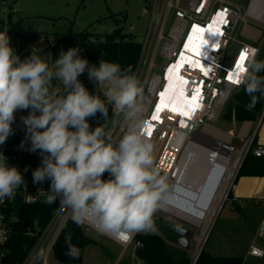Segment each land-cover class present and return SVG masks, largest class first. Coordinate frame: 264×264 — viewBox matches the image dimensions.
I'll list each match as a JSON object with an SVG mask.
<instances>
[{
    "label": "clouds",
    "instance_id": "9594fccd",
    "mask_svg": "<svg viewBox=\"0 0 264 264\" xmlns=\"http://www.w3.org/2000/svg\"><path fill=\"white\" fill-rule=\"evenodd\" d=\"M213 50L218 51L219 45ZM80 51L78 47L62 50L50 67L33 52L21 60L7 32L0 33V145L14 134L15 114L27 111L21 117L25 139L30 142L29 151H38L41 157L32 172L33 183L49 182L47 203L59 201V211L70 210L75 224L89 220L101 235L150 232L168 185L167 177L154 166V145L144 131L147 122L140 118V82L122 72L118 63L90 64ZM257 51L253 49L242 69H236L233 80L243 84L250 97L247 110L264 97V75H260L264 60L256 59ZM85 72L96 86H106L107 102L113 105L114 115L123 118L120 123L126 130L116 142L102 124L90 126L97 113L106 121L108 108L79 79ZM23 183L21 171L8 165L0 153V200L13 198ZM65 243L66 254L78 259L80 249L70 237ZM45 256L40 248L30 255L29 264H39Z\"/></svg>",
    "mask_w": 264,
    "mask_h": 264
},
{
    "label": "rangeland",
    "instance_id": "374dc122",
    "mask_svg": "<svg viewBox=\"0 0 264 264\" xmlns=\"http://www.w3.org/2000/svg\"><path fill=\"white\" fill-rule=\"evenodd\" d=\"M19 1L25 7L28 5L27 2L31 3L30 0ZM186 1L187 0H183V2ZM230 1L235 4L236 9L243 15L247 1ZM64 2H68V6H66ZM172 2L175 3L174 1ZM185 5L186 3H182V6ZM58 7L60 8H56L54 12L52 11L51 13L55 14L56 16L61 15L60 17H58V19L63 20V23L65 24V26H67L66 29H68V27L74 31L87 29L88 32L91 31L93 33L101 34L111 32L115 27L121 26L125 32L132 33L135 39L142 43L139 66L136 73L134 72L133 75L136 76L142 88V95L139 98V103L142 106L140 117L142 116L145 118V116H147L150 112V105L152 103V101H149V90L153 85H155V88L161 86V80H155L154 78L160 77L161 67L164 60L166 59L165 54L163 53L164 44L166 45L168 43H175V39L172 36L173 34H170V27L173 20V11H169L170 13L167 17V20L166 22H164V7H158L157 5V7L153 8V12L147 11L144 8L142 0H58ZM17 15L18 13L14 10V12L12 13V18H16ZM239 25L240 22L236 24V26ZM233 34H235V38L231 40L228 45V64L232 62L234 53L238 48L241 37L237 34V32ZM258 46L259 48L264 47V41ZM98 88L103 94L106 91L105 85H99ZM233 93L234 92L230 94L229 99L231 98ZM225 106L226 104L223 105L221 111L214 119H206V125H210L211 127L221 132L227 131L235 133L242 125L240 122L236 123L235 125L233 124V121H227L220 117V114H222V112L224 111ZM122 119V117H117L114 115L113 120L118 121V123L116 124H113V120L109 124H104L103 122L98 120L89 121V123L92 128H95L98 124H102V126H105V130L111 132L112 139L115 142L118 137H122L124 131L126 130L122 123H120ZM261 125L262 126L259 125L260 127H257L256 130L257 137L262 138L263 140L264 122ZM196 130V133H202L203 126L198 125L196 127ZM244 141L245 139L239 141L234 137H230V158L232 159L231 162H229V165L234 161V158H236L237 151H240V153L242 152L243 145L245 143ZM153 145V156L155 164L156 152L159 147V142L155 141ZM195 160L198 161V159ZM242 161L243 160H240L232 170V173L229 177V181L231 180L230 183L233 182L234 179H236L235 176ZM11 166L17 167L24 175L25 183L20 186L30 189L39 188L40 184L32 183L33 178L31 177V172H24V168H22L20 163H15ZM185 170V180L190 182L194 181L193 179L196 178L197 173L194 171L195 168H193L192 162H190L189 166L185 168ZM261 180V184L263 187L262 192H264V176L261 178ZM230 183L229 185L225 186L223 196L221 197L217 205L212 219L208 222L207 230L202 236L201 229L203 227V224L201 222L199 223V225H195L192 223H190V225L184 224L190 232L188 235L189 246L188 248H186V251L188 252L192 260L194 259L202 245L208 252L213 255H238L242 257L244 255L245 248L253 238L255 244L264 247V242L260 238L255 237L256 225L264 214V207H252L247 202L245 204L243 203L242 205L240 204L241 207L245 209L243 213L235 210L227 198ZM47 196L48 192L47 194H43L41 196V199L43 201H47ZM191 210L192 208L189 209V211ZM161 212L162 211L158 210L157 208L153 216L160 215L167 218L169 220V229L174 228L175 222L180 226H183L182 223L166 216L165 212ZM81 226L86 235L97 239L96 244L92 243L85 246L82 254L83 264H114L117 256L119 258L117 264H135L134 259L136 257L132 256L133 248L131 246L122 251V247L120 245H117V243L113 242L110 238L99 234L96 230L87 228L85 225ZM166 230L167 229L163 227L160 228L159 225L154 221V229L150 232L160 233L166 237ZM104 248L110 249L111 256H109V258H106L102 254ZM34 252L35 248L33 245L25 259H28L29 261L28 257H30V255ZM28 261H25V263L23 261V263L28 264ZM46 261L49 264H60V262H58L53 257L51 251L47 252ZM242 264H264V258L258 260L249 259Z\"/></svg>",
    "mask_w": 264,
    "mask_h": 264
},
{
    "label": "built area",
    "instance_id": "2783aa9c",
    "mask_svg": "<svg viewBox=\"0 0 264 264\" xmlns=\"http://www.w3.org/2000/svg\"><path fill=\"white\" fill-rule=\"evenodd\" d=\"M256 2L257 1H250V3H248L247 11L244 13V15H242L236 8H234L230 4L224 2V0H191L185 6L179 5L178 3H173L172 1L167 2L166 7L168 10L173 11L174 16L170 27V34L172 35V31L176 29L179 31V36L175 40L174 47L169 51L167 55H165L166 59L164 60V63L161 67V86L165 78L164 70L166 71V69L174 63V59L175 61L179 59V56L184 49L187 37L190 35V32H192L194 26H198V28L202 29L204 27H207L208 24L212 23L213 21L215 23L214 27H216V29L220 31V35H218L217 37L214 34L210 36L208 44L206 45L208 53L211 57L210 61H205V63H203V65L205 64L206 66H209V68L207 69V75L204 74V66L202 65H195V67L197 68L195 69L194 66H190V64H184V66L180 70L181 77L187 80V83H185L184 85V87H186L185 90L187 92L190 91L191 95H193L195 94L196 89H199L198 98L195 102L200 105V107H198L200 109L194 110L192 117H189L186 114H183V116H181V118L184 119V121L187 123L185 124V126H183L184 128H181V119L176 120L175 116H172L168 112H163L160 115L159 120H157L158 122L151 121L152 115L149 114L145 116V118L141 117V119L145 120L148 124L150 123L154 129L151 130L152 134L149 135V129L146 127L144 131L147 135V138L153 144L155 141L159 142L154 166L160 169L161 175L167 177L168 186L162 195L161 201L159 202L158 210H160V208L163 206L166 207V203L164 201L165 197H167L168 195L171 197H175L177 190L184 186V183L180 180V178L175 176L176 174H174V172L175 170L178 171V168L181 165V159H184L186 155L191 154V147L188 144H190V140L192 142V136L196 134V127L198 125H202L204 128L206 125L205 120L214 119V114H219L223 105L229 99L230 94L234 91L239 90L242 86V84L233 83V80L236 79V64L240 59L241 53L246 52V59L243 62V65H245L248 61V58L251 56L252 50H258V47L253 44L240 43L234 53V57L230 64L226 62V52L230 41L235 38L233 32L238 22H245V17L247 15L254 16L257 19L261 18L264 10H262L261 5L256 4ZM10 13L11 7L8 0H0V21H2L4 26L8 22ZM221 13H223V16H221ZM186 34L187 36L185 37ZM172 36H174V34ZM215 43L216 45H219L218 51L213 50V44ZM229 76H232V80H229ZM161 86L155 88V93L154 97L151 100L152 103L150 105V109L153 105L154 100L156 99L155 96L160 92ZM253 137L254 135H251L245 139L242 152L240 153V160H242L246 153L249 151L254 156H264V144L257 143L252 146ZM0 153H3V155L5 156L8 165L16 162L19 158L17 152L15 151H5L4 149L0 148ZM188 157L190 158L189 155ZM107 176L108 174L105 173L104 178L106 179ZM234 183V181L230 183V187L228 190H231L233 188ZM48 189L49 182L47 181L42 183L39 188L30 189L19 187L16 190L15 196L13 198H20L26 203H34L36 201L42 200L41 196L43 194H47ZM6 200H8V198L0 200V247L8 239L11 231L10 226L6 223L5 214L1 210V206L3 205V203H5ZM62 212L59 211L58 203L57 209L47 223V226L42 229L39 237L47 232L49 226L55 219L58 218V216ZM68 217H71L70 210L66 211V219ZM83 225H85L89 229L96 230L94 224L89 220H86ZM26 233L30 235L34 233L32 225L26 226ZM135 234L136 233H124L117 236H104L110 238L113 242L117 243V245H120L122 247V251L131 246L133 248L132 256L136 257L134 259L135 264H143L142 260H140L136 256L134 251L135 246L141 245L139 241H136L134 239ZM39 237L34 244L35 251L43 248L42 245H39ZM255 237L260 238L264 242V219L260 220V222L258 223ZM51 246L50 248L45 249L46 256L47 252L51 251ZM247 254L262 257L264 255V249L252 242L249 244ZM3 256L4 252L0 248V264H2ZM46 256L41 261V264H49L46 261ZM23 261L25 263V261H28V259H24ZM117 261H119V258L117 259ZM24 263L22 262V264Z\"/></svg>",
    "mask_w": 264,
    "mask_h": 264
},
{
    "label": "trees",
    "instance_id": "16d2710c",
    "mask_svg": "<svg viewBox=\"0 0 264 264\" xmlns=\"http://www.w3.org/2000/svg\"><path fill=\"white\" fill-rule=\"evenodd\" d=\"M153 0H142L144 8L148 11L152 8ZM4 24L0 21V30ZM99 39L96 40L95 37ZM59 43L63 51H67L71 47H78L82 58H86L90 64H97L99 60L107 62L118 63L122 72L128 75H133L140 59V52L142 43L137 41L132 33L125 32L121 26L115 27L111 32L107 33H93L88 32L87 29L74 31L68 29L60 34ZM258 61L264 60V48H259L256 54ZM264 75V73H260ZM79 79L84 83L88 90L100 97L105 102L108 108V117L103 121L100 114L91 118L89 121L98 120L104 124L112 122L114 117L112 104L107 102L105 95L99 90L98 86L88 80V74L85 72ZM260 97V94H256ZM250 102V97L244 90V85L232 94L225 104V109L220 114L222 119L236 120V121H254L259 118L264 110V97H260L255 107L247 110L246 105ZM224 104V105H225ZM262 120H264V115ZM117 138L116 141L119 140ZM115 141V142H116ZM252 146L256 143V135L252 140ZM0 148L5 149L0 145ZM242 163L237 170L234 182L240 176H264V156H254L250 151L246 153L242 159ZM12 164H10L11 166ZM230 190L227 198H230ZM252 207H263L262 200L245 199ZM246 202V203H247ZM59 201L53 204L47 201L39 200L34 203H26L20 198L8 199L1 206V210L6 217V223L10 226V234L5 243L0 247L4 252L2 264H22L28 252L35 244L42 229L47 226L55 210L57 209ZM235 210L244 212V208L232 200L230 202ZM154 221L160 228L167 229L166 237L160 233L154 232H137L134 239L141 243L140 246H135L134 251L136 256L142 260L143 264H192V259L186 249L177 245V238L179 237L180 225L175 222L172 229L168 228L169 220L160 215H154ZM260 221H258L259 223ZM257 223V225H258ZM33 226V234L26 233V226ZM256 225V227H257ZM56 235L52 246L51 253L53 257L60 263H82V254L84 247L87 244H95L96 241L90 236L86 235L82 226L75 224L71 217H68ZM162 226V227H161ZM70 237L71 243L80 249L78 259L69 257L67 253L66 238ZM243 257L238 255H213L204 247L199 252L194 264H242ZM41 264V261L39 262Z\"/></svg>",
    "mask_w": 264,
    "mask_h": 264
},
{
    "label": "crops",
    "instance_id": "0c3cea01",
    "mask_svg": "<svg viewBox=\"0 0 264 264\" xmlns=\"http://www.w3.org/2000/svg\"><path fill=\"white\" fill-rule=\"evenodd\" d=\"M174 1L176 4L188 3L191 0H187L183 2V0H153L152 8L150 11L153 12L154 7H164L163 11V20L166 22L167 17L169 15V11L167 9V2ZM214 1V0H213ZM246 7L244 13L247 11V6L250 1L254 2L255 0H246ZM256 4L261 5L262 10H264V0H256ZM11 13L9 15V19L7 24L0 30V33H6L10 37V44L14 48L16 54L20 57L21 60L29 57L33 52L35 55L40 56L43 60H45L50 67H54L55 59L59 56L62 51L61 45L59 43L60 34L65 32L67 26L63 23L62 19H58L61 15L56 16L51 13L52 11L58 7V0H30L31 3L27 2L28 5L25 7L19 0H8ZM227 4L235 7V4L230 0H224ZM158 3V4H157ZM66 6H68V2H64ZM14 10L18 13L16 18H12V13ZM264 12V11H263ZM21 14V15H20ZM247 14V13H246ZM244 15V14H243ZM172 17L173 14H172ZM245 22H240L239 26H235L234 32L240 37V43H248L253 44L257 47L262 44L264 41V13L261 15L260 19L255 18L254 16H246ZM58 19V20H57ZM9 24V26H8ZM235 35V34H234ZM238 45V46H239ZM264 48V47H262ZM227 54L228 48H227ZM226 54V62L228 61ZM164 63V62H163ZM228 63V62H227ZM139 63L135 70V73L138 69ZM54 86L56 90H59L60 85L58 82L54 81ZM27 111H18L15 114V123L12 125L14 134L11 135L6 142L2 145L3 148L8 149L10 151L17 152L19 158L15 163H20L22 168H27V172H32L40 165V153L29 151L30 142L25 139V128L21 121L22 116H27ZM261 118V117H260ZM254 120V121H236L234 119L228 120L233 121V124L240 122L242 126L235 133L226 132L230 135V137H234L235 139L241 141L242 139H246L248 136L256 135V143L264 144V139L257 137V127L262 126L261 124L264 120ZM260 125V126H259ZM236 130V129H235ZM22 141H24L22 145ZM263 177V176H262ZM261 176H240L239 179L234 183L233 188L230 190L231 197L228 200L231 202L235 200L239 204H245L247 201H243L245 199H254V200H262V206L264 207V192H262V178ZM33 178V177H32ZM31 179V178H30ZM29 179V180H30ZM33 183V182H32ZM41 185V184H40ZM39 185V186H40ZM22 187V186H20ZM37 187V186H32ZM25 188V187H24ZM64 210L57 219H55L52 224L49 226L47 232L39 237V245H42L44 249L50 248L54 238L56 237L58 231L62 227L64 220L66 219V211ZM264 219V214L260 220ZM259 220V221H260ZM257 228V227H256ZM256 230V229H255ZM94 239L93 237H91ZM97 243V239H94ZM254 242V238L250 243ZM95 243V244H96ZM249 243V244H250ZM92 244V243H91ZM248 246L245 248L243 255V263L249 259H262V257L253 256L247 254ZM89 245V244H88ZM262 247V246H261ZM85 248V247H84ZM264 249V247H262ZM51 250V249H50ZM110 249L104 248L102 254L107 258L111 256ZM118 256L116 257L114 264H117ZM83 264V263H80ZM92 264V263H90Z\"/></svg>",
    "mask_w": 264,
    "mask_h": 264
},
{
    "label": "bare ground",
    "instance_id": "6f19581e",
    "mask_svg": "<svg viewBox=\"0 0 264 264\" xmlns=\"http://www.w3.org/2000/svg\"><path fill=\"white\" fill-rule=\"evenodd\" d=\"M214 24L215 23L212 21L207 27L202 28L203 31L194 30L193 28L192 32H190L179 59L176 61L174 59V63L170 65L166 71L164 70L165 78L162 82L160 92L157 95L155 94L156 99L153 102L149 115H152V117L155 115L160 118V115L163 112H168L172 116H175L176 120L181 119V128H184L183 126L187 123L181 118V116L187 113V116L192 117L194 110L200 109L198 108L200 105L192 100L193 95H191L190 91L187 92L185 90L186 87H184V81L186 79L181 77L180 70L184 64H190V66H194L195 69H197L195 65H202L204 66L203 71L207 72L209 66H206L205 64L203 65V63H205V61H210L211 57L206 45H202V41H208L210 36L213 35L212 33H209V26H211V31L220 32L214 27ZM172 34H174L173 37L176 40L179 36V31L174 29ZM214 35L216 37L218 36L216 34ZM186 36L187 34L185 37ZM174 45V43L164 44L163 53L167 55ZM197 45L201 46L200 51L202 55H197L193 51V48ZM205 53L206 56L204 55ZM176 64H182V67H180L178 71L173 67V65ZM169 68H172V71H169ZM154 79L160 80V77ZM154 93L155 85L149 90V101L154 97ZM161 93H163V96ZM158 107L160 108V111H157ZM173 108L176 110L173 111ZM216 115L217 113L214 114V117H216ZM151 121L158 122L153 119H151ZM149 126H151L152 130V125L147 123L148 129ZM194 137L195 140H192V142L190 140V144H188L191 147V154H188L190 158L186 155L184 159H181V165L179 166L178 171L175 170L174 172V174H176L175 176L180 178L184 183V186L177 190L175 197L169 195L165 197L164 201L166 207L163 206L160 210L195 225H199L201 222L203 224L201 229L202 236L207 230L208 222L212 219L217 205L223 196L225 186L229 185L231 181H229V177L232 170L240 161V151H237L236 158H234V161L229 165V162H231L232 159L230 158L231 151L229 134L221 132L210 125H205L202 133L195 135ZM195 159H198V161ZM190 162H192V166L195 168L194 171L197 173L196 178L191 182L185 180L184 176L186 172L185 168L189 166ZM190 208H192L191 211H189Z\"/></svg>",
    "mask_w": 264,
    "mask_h": 264
},
{
    "label": "snow or ice",
    "instance_id": "6c2138e0",
    "mask_svg": "<svg viewBox=\"0 0 264 264\" xmlns=\"http://www.w3.org/2000/svg\"><path fill=\"white\" fill-rule=\"evenodd\" d=\"M221 16H223V13H221ZM194 30L203 31V29H199L198 26H194ZM209 33L216 34V35H220L219 32H213V31H211V26H209ZM207 44H208V41H207V40H203V41H202V45H203V46H205V45H207ZM214 46H216V43L213 44V47H214ZM200 47H201L200 45H197L195 48H193V51H194L197 55H202V53H201V51H200ZM204 55L206 56V53H205ZM245 59H246V52H242L241 55H240V59H239V61H238L237 64H236V69H242V65H243V62H244ZM173 67H175V68L177 69V71H178L179 68L182 67V64H176V65H173ZM169 71H172V68H169ZM204 74L207 75L208 73L205 72ZM228 78H229V80H232V76H229ZM184 83H187V80H185ZM198 94H199V89H196L195 94H193V96H192V100H193V101H196V100H197V98H198ZM161 95L163 96V93H161ZM175 110H176V109L173 108V111H175ZM157 111H160V108H159V107L157 108ZM185 114H187V113H185ZM152 119H153V120H158L159 118H158L157 116L154 115V116L152 117ZM148 134H149V135L152 134V132H151V126H149V132H148Z\"/></svg>",
    "mask_w": 264,
    "mask_h": 264
},
{
    "label": "water",
    "instance_id": "95a60500",
    "mask_svg": "<svg viewBox=\"0 0 264 264\" xmlns=\"http://www.w3.org/2000/svg\"><path fill=\"white\" fill-rule=\"evenodd\" d=\"M95 39L98 40L99 37L96 36ZM263 115H264V110H263V113L261 115L260 120H262ZM199 134H201V133H196L195 135H199ZM195 135L192 136V140H195V137H194ZM230 150H231V147H230ZM165 214H166V216L170 217L171 219H174L175 221H178V222H180V223L183 224V226H181L180 229H179V237L177 238V243L183 249L188 248V246H189L188 245V235H189L190 232H189V229L185 225H188V224L190 225V223L187 222V221H185V220H183V219H181V218H178L176 216H173L171 214H168V213H165ZM201 249H203V245L200 247L197 255L194 257V259L192 261V264H194V262H195V260H196V258L198 256L199 252L201 251Z\"/></svg>",
    "mask_w": 264,
    "mask_h": 264
}]
</instances>
